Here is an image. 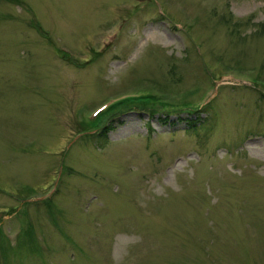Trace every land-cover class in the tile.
Returning <instances> with one entry per match:
<instances>
[{
	"label": "rangeland",
	"instance_id": "rangeland-1",
	"mask_svg": "<svg viewBox=\"0 0 264 264\" xmlns=\"http://www.w3.org/2000/svg\"><path fill=\"white\" fill-rule=\"evenodd\" d=\"M0 264H264V0H0Z\"/></svg>",
	"mask_w": 264,
	"mask_h": 264
},
{
	"label": "trees",
	"instance_id": "trees-1",
	"mask_svg": "<svg viewBox=\"0 0 264 264\" xmlns=\"http://www.w3.org/2000/svg\"><path fill=\"white\" fill-rule=\"evenodd\" d=\"M108 129V127L106 126V127H102L101 128V130H100V132L97 134V135H95V137L93 138V139H97V140H101V138L102 139H105V136H104V133H105V131Z\"/></svg>",
	"mask_w": 264,
	"mask_h": 264
}]
</instances>
